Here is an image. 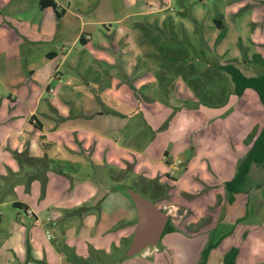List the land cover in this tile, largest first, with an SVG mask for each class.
Wrapping results in <instances>:
<instances>
[{
  "label": "rangeland",
  "instance_id": "374dc122",
  "mask_svg": "<svg viewBox=\"0 0 264 264\" xmlns=\"http://www.w3.org/2000/svg\"><path fill=\"white\" fill-rule=\"evenodd\" d=\"M8 1L6 12L18 7L21 0ZM93 1L71 0L72 8L81 6L82 20L87 23L84 44H73L74 34L81 28L80 22L79 29L68 28L73 21L69 15L61 24L62 37L37 43L33 49L37 53L35 63L57 45L59 54L61 50L71 51L80 65L72 69L66 63L62 79H54L51 88L68 115L62 121L74 119L72 150H86L91 158L88 161L79 153H70L63 143L49 139L54 155L66 164L72 159L75 180H91L99 188L106 183L117 191L113 194L118 202L107 228L99 227L100 212L94 213L77 239L86 246L89 262L107 264L93 248L111 245L112 241L118 244L126 232L130 223L125 222L123 205L134 213L135 209L123 188H133L153 199L152 190L144 187L149 180H157L169 190L158 198L157 205L172 218L170 231L156 246L126 257L123 254L134 236L131 232L120 242L121 257L116 251L109 256L110 264H183L198 254L203 258L201 263L205 249L212 244L216 249L210 251L214 249L218 257L228 242L221 239L225 230L210 233L207 224L200 227L199 218L209 211L201 193L194 190L225 187L222 180L230 174V147L235 137L250 132L257 120L264 121V105L251 88L242 96L232 93L226 106L216 108L200 104L187 84L190 95H182L181 83L171 87L178 75L170 70L165 54L173 55L171 49L181 47L190 58H204L201 67L205 70L215 68L212 62L224 64L237 58L246 76L263 75L264 66L252 61L255 54L264 58V0H102L92 7L97 4ZM137 12L148 14L141 17ZM217 18L226 27L222 39H218L220 29L214 25ZM140 20L143 26L134 24ZM53 27L45 25L44 31L51 32ZM202 51L205 54L198 53ZM223 78H216L213 87L226 84ZM33 79L42 81L38 74ZM79 126L90 127L94 133ZM257 132L255 129L250 135ZM180 189L194 192L187 198ZM219 201L225 203L226 198ZM77 221L72 222L69 215L68 229L79 230ZM180 246L184 247V259L173 253ZM167 248L173 251H165Z\"/></svg>",
  "mask_w": 264,
  "mask_h": 264
},
{
  "label": "crops",
  "instance_id": "0c3cea01",
  "mask_svg": "<svg viewBox=\"0 0 264 264\" xmlns=\"http://www.w3.org/2000/svg\"><path fill=\"white\" fill-rule=\"evenodd\" d=\"M39 1L21 0L18 7L6 12L9 1L0 0V264H92L87 259L86 246L77 238L84 233L94 213L100 212L99 227L107 228L113 206L118 202L113 194L117 191L106 183L100 184L99 188L91 180H75L71 175L72 159L66 164L59 162V157L54 155L49 139L51 143H63L70 153H79L88 161L91 158L86 150H72L74 119L62 121L68 115L62 111L58 95L51 88L54 79H62V68L66 63L72 69L80 65L76 55L71 57V51L64 53L61 50L59 54L57 45L40 55L42 61L38 63H35L37 53L33 51L37 43L62 37L61 24L69 15L73 21L68 28L79 29V22L81 28L74 34L73 44H84L87 23L82 20L81 6L72 8L71 0H53L56 9H42ZM95 2L97 4L92 7L102 0ZM146 14L148 12H137L136 15L142 17ZM50 24L54 26L53 31L45 32V25ZM34 74H38L42 81L34 80ZM176 82L181 83V94L191 90L188 91L181 76L171 87L176 86ZM168 89L171 92L172 88ZM255 125L250 132L242 133V138L235 137L233 147H230V174L222 180L225 187L217 189L215 185L212 189L208 186L206 191L194 190L201 193L200 198L205 200L209 211L199 218L198 224L207 226L210 233L224 229L221 239L228 241L220 251L223 254L218 257L214 246L204 264H226V255L233 247L238 250L236 264H264V162L251 164L243 185L232 195L225 185L236 175L264 121L257 120ZM79 127L93 132L90 127ZM255 129L258 132L250 138ZM104 164H108L107 161ZM106 170L103 168V172ZM180 190L191 196L194 192ZM220 197L226 198V202L220 204ZM123 208L127 213L125 222L130 224L122 239L129 237L131 232L135 233L138 222L135 206V213L126 204ZM69 215L72 222L78 219L76 227L79 230L68 229ZM121 240L118 244L112 241L111 245L93 248L94 254L103 255L110 264L109 256L116 251L121 257ZM181 248L184 249L180 246L178 252L171 248L165 251H173L177 258L184 259L182 254L185 252ZM202 259L198 254L197 258L195 256L191 262L183 261V264H202L199 262Z\"/></svg>",
  "mask_w": 264,
  "mask_h": 264
},
{
  "label": "trees",
  "instance_id": "16d2710c",
  "mask_svg": "<svg viewBox=\"0 0 264 264\" xmlns=\"http://www.w3.org/2000/svg\"><path fill=\"white\" fill-rule=\"evenodd\" d=\"M39 4L42 9L47 7H53L56 9V3L53 0H40ZM56 12L58 15H60L59 11L56 10ZM223 23L224 22L220 18L215 19L214 25L220 29L218 39H222L226 35V27ZM138 25H140V23H138ZM184 50L185 49L181 47H177L175 51L173 48L170 52L173 55H169V52L166 53V59L168 60L170 70L171 68L174 69V72L179 77H182L186 84L196 94L200 104L209 107H224L228 103L229 97L232 93L242 96L246 89L251 88L257 91L259 94V99L264 105V74L260 76H246L238 67L237 63L239 59L237 58L228 60V62L224 64L221 62L218 63L216 61L212 62V65L215 68L213 70H205L203 67H201V62H205L204 58L200 59L196 56L190 58L189 54L187 55ZM198 53L200 54L204 52L202 51ZM198 61H200V63H198ZM252 62H256L259 63V65L264 66V58L260 54H255ZM220 75L225 77L223 78V81H227L226 84L220 82L218 87H213L216 82L215 79ZM249 137L251 138L252 136L250 135ZM253 162H256L257 164H263L264 162V125L260 133L257 134L250 152H248L246 158L241 163L236 175L230 181L226 182V190L230 192L231 195L232 193L236 192L237 189L239 190V188L243 185ZM147 184L148 185H146L144 188L146 190H152L153 194L151 196L156 203L161 195H166L167 192H169V190L165 187L166 185L158 182L157 180H149ZM123 190L125 192V188H123ZM184 195L191 196L190 194ZM14 205L20 206L18 203H14ZM171 220L172 218L170 217L162 239H164L171 229ZM210 246L211 247L205 249L206 252L204 251L206 255L204 254V260L202 264L205 263L208 257V252L215 245L212 244ZM123 255L126 254L124 253ZM237 255L238 250L235 247L231 248L226 255L225 263L236 264L235 261Z\"/></svg>",
  "mask_w": 264,
  "mask_h": 264
},
{
  "label": "water",
  "instance_id": "95a60500",
  "mask_svg": "<svg viewBox=\"0 0 264 264\" xmlns=\"http://www.w3.org/2000/svg\"><path fill=\"white\" fill-rule=\"evenodd\" d=\"M125 193L134 202L137 211L138 222L133 240L125 252L126 257H133L148 247L156 246L161 241L170 215L153 199L147 198L133 188L127 187Z\"/></svg>",
  "mask_w": 264,
  "mask_h": 264
}]
</instances>
